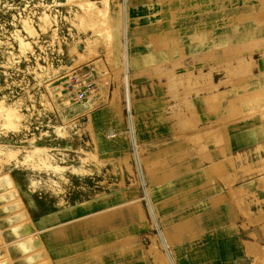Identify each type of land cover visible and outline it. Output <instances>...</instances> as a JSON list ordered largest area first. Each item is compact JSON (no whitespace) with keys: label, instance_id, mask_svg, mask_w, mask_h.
Listing matches in <instances>:
<instances>
[{"label":"crops","instance_id":"0c3cea01","mask_svg":"<svg viewBox=\"0 0 264 264\" xmlns=\"http://www.w3.org/2000/svg\"><path fill=\"white\" fill-rule=\"evenodd\" d=\"M125 17L130 80L137 77L142 92L133 102L134 126L147 129L142 150L162 154L156 160L163 166L156 168L153 186L145 189L155 191L152 232L160 236L162 250L170 264H264V122L251 114L257 101L230 83L235 79L224 69L234 56L254 62L247 93L259 90L264 96V0H126ZM172 34L177 40L169 43L165 37ZM170 61L185 63L195 77L213 71L182 84L176 74L168 95L162 74ZM220 65L222 70H216ZM121 113L122 119L116 109L104 107L94 117L112 131V138H121L118 128L127 129L123 106ZM214 139L219 141L212 145ZM249 147L253 161L241 166L234 154ZM100 204L68 210L43 203L39 211L44 216L32 209L35 225L47 222L55 229L44 234L55 264H90L80 241H89L86 249L92 252L98 246L95 237L80 240V227L74 226L78 221L67 217Z\"/></svg>","mask_w":264,"mask_h":264},{"label":"rangeland","instance_id":"374dc122","mask_svg":"<svg viewBox=\"0 0 264 264\" xmlns=\"http://www.w3.org/2000/svg\"><path fill=\"white\" fill-rule=\"evenodd\" d=\"M9 1L0 0V10L5 11ZM68 6L70 14L63 24L69 31L66 28L52 29L55 17L51 15H42L39 20H22L20 32H16L15 39H12L16 44L10 43L12 48L8 50L15 58L16 54L24 56L33 52L38 38L34 26H39L42 33L50 37L53 54H61L64 48L67 55L69 49L72 56L76 55L77 64L94 65L98 77L97 90L86 102L76 106L77 111L86 113L88 120H84L75 135L74 126L64 122L63 128H59V123H53L51 127L35 132V136H32L33 130L29 129L30 122L24 110L28 97L24 95L7 100L0 92V264H55L44 244V234L55 229L47 222L35 225L32 209L38 211L39 215L43 203L69 210L99 200L102 206L96 210L92 208L83 215L67 217L70 221H78L79 224L74 226L80 227V240L90 235L95 237L93 242L98 246L92 252L87 251L90 250L87 248L89 241H80L85 244L84 255L90 253V264H141L140 259H146L147 264H170L162 250L160 236L152 232L156 203L152 204L151 198L154 199L155 191L145 190L153 186L152 177L156 168L163 166L162 160H156V156L162 157V154L140 149V158H135L131 155L132 146L128 137H124L127 129L124 131L122 125L118 128L122 137L112 138V131L98 125L94 117L96 111L107 107L116 109L122 119L123 86L127 82L122 73L125 63L130 68L126 0H68ZM176 36L164 37L170 43L173 38L177 40ZM80 43L83 49L79 52L77 45ZM181 54L185 56V53ZM9 61L12 62V57ZM53 61L38 66L35 74L39 79H54L59 73L62 66ZM226 64V74L235 79L230 83L239 90L242 88L245 97L257 101V108L251 114L258 115L264 122V96L260 95L259 90L247 93L252 87V80L247 81L246 78L252 73L254 62L249 63L244 57L234 56ZM221 66L216 70L221 71ZM164 67L166 70L162 75L168 79V95L173 89L171 86L176 74H179L182 84L191 77L202 80L213 71L208 75L201 72L195 77L193 70L183 62L170 61V65ZM253 77L258 76L250 78ZM131 78L133 102H136L142 97V92L138 90V78ZM147 92L144 87L143 93ZM170 98L174 99L172 96ZM9 111L12 114L8 118ZM173 117L178 118L174 114ZM59 129H62L61 132ZM137 130L135 127L137 140L142 146L148 142L147 129ZM217 135L213 134V137ZM228 136H232L229 130ZM40 137L46 138L38 140ZM175 140L176 143L179 141L178 138ZM212 141L214 145V141L219 140ZM251 151L249 147L234 154L241 166L253 161ZM112 196L116 197L113 201L103 202ZM125 252L128 255L124 257ZM124 258L126 260L123 262ZM83 259H87V256Z\"/></svg>","mask_w":264,"mask_h":264},{"label":"built area","instance_id":"2783aa9c","mask_svg":"<svg viewBox=\"0 0 264 264\" xmlns=\"http://www.w3.org/2000/svg\"><path fill=\"white\" fill-rule=\"evenodd\" d=\"M68 7V0H10L5 11L0 10V84H2L0 92L7 100L24 95L28 97L29 101L24 110L30 122L29 129L33 130L32 136H35V132L40 129L51 127L53 123H59V128H63L64 122H70V126H74L75 135L84 120H88L86 113L77 111L76 106L86 102L97 90L98 77L94 65L77 64L76 55L72 56L69 49L67 55L64 48L61 54H53L50 37H46V33L43 34L39 26H34L38 38L33 45V52H28L24 56L16 54L15 58L12 56V51L8 50L12 48L10 43H13L12 39H15L16 32H20L19 26L22 20H39L44 15H51L55 17V22L51 25L52 29L66 28L69 31V28L63 24L67 22L65 17L70 14ZM6 35L10 37L6 38ZM77 49L79 52L83 49L81 43L77 45ZM11 57L12 62L9 61ZM49 61L59 63L62 67L54 79L45 77L41 80L36 76L35 71L39 65L47 64ZM122 77L127 81L123 86V108L127 119L126 135L132 146L131 155L140 158L142 146L137 140L133 121V91L126 63ZM67 117H70L68 121ZM61 130L59 129V132ZM44 138L46 137L37 139Z\"/></svg>","mask_w":264,"mask_h":264},{"label":"bare ground","instance_id":"6f19581e","mask_svg":"<svg viewBox=\"0 0 264 264\" xmlns=\"http://www.w3.org/2000/svg\"><path fill=\"white\" fill-rule=\"evenodd\" d=\"M12 111V110H11ZM11 111L8 112L7 117L9 118L11 116L12 113H10ZM11 119V118H10ZM6 149V148H5ZM1 152V151H0Z\"/></svg>","mask_w":264,"mask_h":264}]
</instances>
